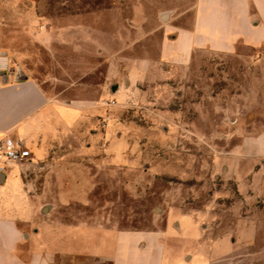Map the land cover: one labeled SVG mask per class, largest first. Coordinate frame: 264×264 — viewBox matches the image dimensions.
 Segmentation results:
<instances>
[{
  "label": "rangeland",
  "instance_id": "obj_1",
  "mask_svg": "<svg viewBox=\"0 0 264 264\" xmlns=\"http://www.w3.org/2000/svg\"><path fill=\"white\" fill-rule=\"evenodd\" d=\"M194 6L0 0V54L95 109L54 139L59 158L23 164L55 254L109 264L113 235L142 230L164 234V264H264V49L164 60L167 25L191 26Z\"/></svg>",
  "mask_w": 264,
  "mask_h": 264
},
{
  "label": "crops",
  "instance_id": "obj_2",
  "mask_svg": "<svg viewBox=\"0 0 264 264\" xmlns=\"http://www.w3.org/2000/svg\"><path fill=\"white\" fill-rule=\"evenodd\" d=\"M167 27L162 48L166 61H176L204 48L232 50L244 45L261 50L264 0H195L191 26ZM67 96L65 91L48 92L14 69L0 88V137L23 141L35 163L55 161L59 155L52 152L54 139L59 140L71 128L84 131L87 113L95 110L91 103L69 101ZM257 147L254 144L251 154L259 159L262 155ZM23 168L11 167L0 181V264H98L85 254L54 253L40 228L39 215L45 209L40 210L27 196L29 187ZM256 174L264 184V169ZM164 238L163 233L156 231H119L113 235V246L101 258L109 264H164Z\"/></svg>",
  "mask_w": 264,
  "mask_h": 264
},
{
  "label": "built area",
  "instance_id": "obj_3",
  "mask_svg": "<svg viewBox=\"0 0 264 264\" xmlns=\"http://www.w3.org/2000/svg\"><path fill=\"white\" fill-rule=\"evenodd\" d=\"M11 67L9 57L0 54V88L11 74ZM31 161L32 153L23 141L8 136L0 137V174H6V171L15 165H23Z\"/></svg>",
  "mask_w": 264,
  "mask_h": 264
},
{
  "label": "water",
  "instance_id": "obj_4",
  "mask_svg": "<svg viewBox=\"0 0 264 264\" xmlns=\"http://www.w3.org/2000/svg\"><path fill=\"white\" fill-rule=\"evenodd\" d=\"M163 19H166V15H163ZM14 71V69L12 68L11 69V72H13ZM19 77H20V75H19ZM3 179V174H0V181Z\"/></svg>",
  "mask_w": 264,
  "mask_h": 264
}]
</instances>
